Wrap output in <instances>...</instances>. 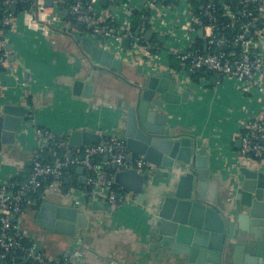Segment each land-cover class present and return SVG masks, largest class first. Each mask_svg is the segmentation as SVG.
I'll return each instance as SVG.
<instances>
[{
    "label": "crops",
    "instance_id": "obj_1",
    "mask_svg": "<svg viewBox=\"0 0 264 264\" xmlns=\"http://www.w3.org/2000/svg\"><path fill=\"white\" fill-rule=\"evenodd\" d=\"M107 1L105 7L97 3L98 12L114 16L113 25L117 30L130 23L132 31L134 17L139 14L144 0H133L128 17L117 11L116 0ZM171 1L175 3L173 6L167 5L165 0H158L157 8L160 4L158 9L161 12L150 14V22L154 23L155 30H151L152 26L148 27V31L153 32L149 53L156 63L147 65L142 54L143 45L135 39L107 41L106 49L121 60L120 72L96 65L82 50L80 40L88 35L84 34L82 25L69 17L70 3L57 9L48 6L46 0H40L43 10L36 8L16 14L9 28L0 20V40L10 45V52H5L8 59L10 56L13 58L0 69V86L3 89L0 119L6 105L27 108L29 100L32 110L21 123L24 125L27 120L32 127L23 130L19 126L15 143L0 145V180L23 181L30 174L32 160L36 155L40 157L42 149V141L35 136L33 127L49 132L58 139H67L68 134L76 130L124 135L126 111L139 100L147 78L156 72H170L175 80L174 72L179 65L167 51L179 45V27L187 13V5L191 6L193 12L197 6L191 0L187 5V0ZM201 7L198 6V11H201ZM134 9H138L136 15L132 14ZM159 35L165 37L164 42L159 40ZM195 39L200 41L198 45L202 43L198 36ZM93 42L96 44L94 39ZM258 49L264 57V38ZM75 81L91 85L87 97L83 96L84 88L80 89L79 96L73 95ZM24 82L28 83L27 87ZM191 83L197 86L201 84L200 81ZM202 88L198 87L197 92H192L185 104H158L157 107L168 116L172 137L189 138L193 154L208 156L214 168L212 173L222 181L228 178L233 181L238 176L239 168L249 167L237 159L241 128L243 123L256 115L264 118V96H249L232 81L216 84L213 77L208 78V84ZM183 90L180 89L179 93ZM101 160L105 161V157ZM256 170L264 173V161ZM158 172L160 179L153 180V185H156L151 187L153 190L145 189L147 196L142 203H138L133 195L130 201L109 211L93 209L92 203L95 201L84 193V172L79 167L75 168L69 179L70 183L76 179L77 185L65 189L62 181L53 180L44 185L46 189L41 191V198L50 202L63 200L65 205L77 208L88 218L87 228L78 232L77 243L66 252L71 259L67 264H184L153 249L150 205H155L162 196L159 187L164 183L161 176L165 170L159 168ZM69 180H66L67 183ZM25 198L28 203L25 208H31L35 201L27 196ZM19 223L26 233L28 244L33 246L36 237L31 213L24 212ZM26 259L23 257L21 264ZM2 260L0 264H4Z\"/></svg>",
    "mask_w": 264,
    "mask_h": 264
},
{
    "label": "water",
    "instance_id": "obj_2",
    "mask_svg": "<svg viewBox=\"0 0 264 264\" xmlns=\"http://www.w3.org/2000/svg\"><path fill=\"white\" fill-rule=\"evenodd\" d=\"M46 2L48 6L52 5V0ZM98 2L105 7L108 1ZM10 9L16 11L15 6ZM137 11L134 9L132 14L136 15ZM261 21L262 18H259L258 23ZM138 34L139 29L135 32V35ZM152 34V31H147L144 39L150 41ZM158 38L165 41L164 36L159 35ZM198 38L202 40L198 48L205 52L206 43L201 29ZM80 47L96 65L117 72L122 70L121 60L89 37L81 38ZM10 49V45L6 44L5 51L10 52ZM221 49L226 50L225 47ZM12 60L10 56L8 61ZM144 86L137 103L126 111L123 133L128 159L141 157L156 167L157 173L116 171V166L111 164L114 171L112 181L118 187L116 198L127 192L142 203L147 196L145 189L153 190L156 186L153 180L160 179L158 170L163 168L165 172L161 177L164 183L159 187L162 196L155 205H150L151 237L155 251L184 264H264V173L241 167L236 179L222 181L212 173L214 168L208 156L193 154L189 138L172 137L168 116L157 106L185 104L192 92H197V84L190 83L179 93L172 73L156 72L147 78ZM81 88H84L83 96L87 97L91 85H84L81 81L74 82L73 95L79 96ZM26 106H4L0 119V145L15 143L23 118L32 113L29 100ZM104 136V133L90 130L71 131L67 136L68 149L96 144ZM79 170L82 172V167ZM229 199H233L232 202H228ZM92 207L109 211L108 204L103 202L95 201ZM24 212L31 213L36 237L33 246L28 244L26 233L19 223ZM24 212L12 219L29 246V255L23 264L40 253L50 262L57 261L73 249L78 232L88 225L84 213L65 205L60 199L50 202L43 197L41 202L25 208Z\"/></svg>",
    "mask_w": 264,
    "mask_h": 264
},
{
    "label": "built area",
    "instance_id": "obj_3",
    "mask_svg": "<svg viewBox=\"0 0 264 264\" xmlns=\"http://www.w3.org/2000/svg\"><path fill=\"white\" fill-rule=\"evenodd\" d=\"M66 3H70L69 17L82 25L84 34L94 39L96 45L106 49V43L110 39H135L137 42L142 40V54L146 58L147 65L156 63L149 53L152 43L146 41L142 35L134 37L130 23L117 30L113 25L114 16L101 15L98 12V0H52V6L57 9H62ZM18 4L26 5L25 11L44 8L40 0H0V19L8 28L15 17L10 8ZM114 4L120 14L126 17L130 15L133 0H116ZM157 4L158 0H146L139 10L142 20L141 31H145L146 26H152L151 30H155L154 23L150 22V14L161 12ZM187 4H190V0H187ZM234 4L236 13L230 6L224 5V0H203L200 17L194 14L191 6L187 5V13L179 27V45L167 51L179 65L176 72L173 71L179 89H185L193 82L194 75L203 72V76L199 79L201 84L198 85L201 89L208 84V78L213 77L216 84L226 80L232 81L241 92L249 96L255 94L264 96V57L258 49L264 38V25L257 29L258 19L264 20V0H235ZM219 10H222L221 14L218 13ZM197 25L199 28L196 27ZM236 26L237 31L233 33ZM199 29L202 30L203 40L206 43L205 52L195 46V36H198ZM228 30L230 33H227ZM222 47L226 50H222ZM6 65H8V54L5 52V42L0 40V66ZM27 84L24 82V86L27 87ZM2 96L3 89L0 86V98ZM20 126L25 130L31 128L32 124L26 120L25 124ZM32 129L37 139L42 141V149L52 143L50 150L53 159L51 163H44L36 155L26 179L0 180V259L9 256L12 259H15L14 256L16 259L28 257L29 248L24 245L23 234L12 219L24 212L25 196L42 191L47 179L63 181L70 167H82L85 195L94 201H103L108 204L109 209L116 210L130 201L133 194L123 192L119 198H116L118 191L113 188V175L108 172L111 164L116 166V171L134 170L150 175L157 172L156 167L145 162L141 157L128 159L124 135L121 133L105 134L96 144L68 149L67 140L57 139L51 133L39 128ZM241 130L237 159L257 169L264 161V118L260 115L252 117L243 123ZM102 157L106 160L102 161ZM31 261L30 264L61 262L67 264L71 259L66 253L59 261L50 262L40 253Z\"/></svg>",
    "mask_w": 264,
    "mask_h": 264
},
{
    "label": "trees",
    "instance_id": "obj_4",
    "mask_svg": "<svg viewBox=\"0 0 264 264\" xmlns=\"http://www.w3.org/2000/svg\"><path fill=\"white\" fill-rule=\"evenodd\" d=\"M234 1L235 0H224V2H225V4L226 5H228V6H230L233 10H234V12L236 13V6H235V4H234ZM71 2V1H70ZM165 2H166V4L167 5H171V6H173L175 3L174 2H172L171 0H165ZM191 3H193L194 5H195V7L197 6V8H198V6L199 5H202L203 4V0H200V2H198L197 0H191ZM224 4V5H225ZM172 8H174V7H172ZM195 9L196 11L194 12V14H196V15H199V17H200V10L198 11V9ZM27 9V6L26 5H23V4H18L17 6H16V12H14V15H16V14H18V13H20V12H23V11H25ZM221 12H222V10H219V12L218 13H220L221 14ZM140 14L141 13H139V14H137L135 17H134V19H135V21H134V23H133V27H132V34H134L135 33V31L137 30V29H139V33H140V36L142 35V36H144V34H145V32L146 31H148V27L146 26V29H145V31H141V24H142V20L140 19ZM237 17V16H236ZM1 20V19H0ZM203 24V26L205 25V21L202 23ZM264 25V20L262 21V22H260L258 25H257V29H260V28H262V26ZM197 28H199V26L197 25L196 26ZM238 27L236 26L235 27V31L233 32V33H236V29H237ZM227 33H230L229 32V30L227 31ZM138 36H139V34H138ZM139 36V37H140ZM151 41V40H150ZM140 43L139 44H143V42H142V40L141 41H139ZM198 42H200L198 39H196V42H195V46L196 47H198ZM203 76V72H198L196 75H194L193 77H192V80L193 81H195V82H197V81H199V79H200V77H202ZM56 137V136H55ZM58 139V138H57ZM63 140H67L66 138H63ZM52 146V143L50 144V145H48L46 148H44V149H41V151L39 152V155H40V160H42L44 163H51V161H52V159H53V157H52V151L50 150V147ZM75 168L76 167H70L69 169H68V173H67V175H66V179H64L63 181H62V186H63V188H65V189H68L71 185H77V182H76V179H73V181L70 183V178L72 177V175L74 174V170H75ZM108 172L111 174V175H113L114 174V171L111 169V167L109 166L108 167ZM20 180V179H19ZM66 180H69V183H67V181ZM13 181H15V180H13ZM16 181H18V180H16ZM50 182V179H47V181L43 184V186L44 185H46V184H48ZM113 188L116 190V191H118V187L114 184L113 185ZM40 195H41V190L40 191H38L36 194H32V195H27V197L29 198L30 197V200L32 201V200H34L35 201V204H38L39 202H41V197H40ZM24 201H25V205L26 204H28L27 203V198H25L24 199ZM24 245L27 247V248H29V246H28V244H27V242H26V240H24ZM15 257V259H12V257L11 256H9V257H7L6 259H3L2 260V262L4 263V264H21V262H22V259H16V256H14ZM26 264H30V262L29 263H26ZM59 264H63V263H59Z\"/></svg>",
    "mask_w": 264,
    "mask_h": 264
}]
</instances>
